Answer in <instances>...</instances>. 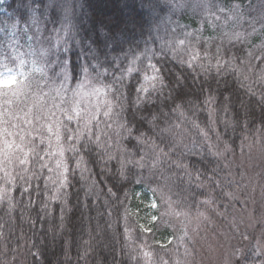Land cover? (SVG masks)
Here are the masks:
<instances>
[{
  "label": "trees",
  "instance_id": "trees-1",
  "mask_svg": "<svg viewBox=\"0 0 264 264\" xmlns=\"http://www.w3.org/2000/svg\"><path fill=\"white\" fill-rule=\"evenodd\" d=\"M22 2L0 5V58L16 42L32 53L23 92L0 94V137L12 121L36 127L0 154V264H147V254H169L193 214L225 219L241 207L234 157L264 148V0H68L79 36L96 40L90 64L79 46L41 60ZM63 2L52 0L37 37L55 35ZM129 15L138 23L116 32L123 44L104 47L100 22ZM194 49L199 58L182 65ZM58 59L74 66L67 81ZM149 64L164 82L143 96ZM150 194L157 209L147 223ZM171 207L179 223L166 218Z\"/></svg>",
  "mask_w": 264,
  "mask_h": 264
},
{
  "label": "rangeland",
  "instance_id": "rangeland-1",
  "mask_svg": "<svg viewBox=\"0 0 264 264\" xmlns=\"http://www.w3.org/2000/svg\"><path fill=\"white\" fill-rule=\"evenodd\" d=\"M13 71L18 73L19 69ZM0 88L8 92V95L0 93L4 97L12 96V90L5 88L3 81H0ZM22 92L20 89L15 96ZM32 111L30 108L29 113ZM3 114L0 112V116ZM34 127L35 119L10 122V135L0 137V154L6 155L16 144L19 146L20 132ZM45 128L51 130V125ZM234 163L239 168L241 166L239 180L241 187L244 186L239 198L244 197L241 207H231L225 219L212 216L206 210L193 214L182 221L183 234L169 254L161 257L147 254V264H168L167 257L171 261L169 264H264V148L249 151L242 157L235 156ZM147 206L149 223L155 218L152 216L157 209V202L151 194ZM225 209L226 206L223 211ZM166 218L179 223L184 217L171 207Z\"/></svg>",
  "mask_w": 264,
  "mask_h": 264
},
{
  "label": "snow or ice",
  "instance_id": "snow-or-ice-1",
  "mask_svg": "<svg viewBox=\"0 0 264 264\" xmlns=\"http://www.w3.org/2000/svg\"><path fill=\"white\" fill-rule=\"evenodd\" d=\"M4 3L5 0H0V5H3ZM51 4H52V0H49V4L45 5L42 10L38 5L32 3L31 0L28 3L22 2V4L20 5V7H23L26 12L30 13V16L27 17L21 16V19L24 21V23L28 25V27L25 30H23L24 35L27 37L28 41L38 39V42L41 44V48L39 49L41 60L48 59L54 53V50L56 54H60L61 50L63 53L66 54L70 52L72 46L81 47L82 52L85 54V60L89 64H90V59H98V53L96 51V48L92 46L93 44L96 43V40L91 41L92 43L90 44H86L85 40L79 36V33L75 29V26L73 25L71 20L72 8L68 0H64L63 4L60 5L62 7L63 16L59 21L60 28L52 29V33H55L54 36L51 33H49L47 36L37 37V33L40 32L39 27H37L36 32H32L33 26L40 25L41 17L47 19V12H48L47 9L48 6ZM4 10L5 8L0 7V11H4ZM37 13H39V15ZM29 21H31V23H29ZM136 23H138V19L131 15L127 17L118 16L115 18H109L100 22L101 28L97 32V34L102 35L104 37V41H105L104 47H107L109 42L117 46H120L123 44V41L117 39L116 32L129 31L131 29L128 26H133ZM122 25H124L125 27L122 28L121 27ZM16 27H17V22L12 23L11 29L13 35H15ZM105 28L108 29L106 33L103 31V29ZM0 31L7 32V29H0ZM45 31H47V29H45ZM29 32H32L31 36L28 35ZM187 35L188 34H185L184 40H177L174 42L173 50H175L177 46L183 47L185 45ZM69 41L72 42L71 46L69 44ZM3 47L4 45L0 43V48ZM9 47L12 48L11 55H3V57L0 58V81H3L4 87L12 90V94L15 95L17 91H19L20 89L26 86L27 80L29 79L30 74L27 71H25V65L27 61L24 59V56L30 55L32 53L31 51H29L28 53L20 52L18 50V42L9 44ZM199 55H200L199 51L194 49L193 53L188 57V59L181 60L180 63L190 68L192 66V62L197 60L199 58ZM48 62L51 63V60L48 59ZM9 63L13 65L12 68L8 67ZM32 63H33V70L35 71L41 70L36 66L35 61H33ZM56 66L61 69V74L63 75L65 81H67L70 78L69 75L70 72L72 73V71H74V66L70 67V61L66 59H58ZM148 67L151 69L152 74L149 75L146 73L143 76V83H141L137 88V93L138 94L142 93L143 96L148 95L150 90H155L159 85H162L164 82V77L160 75V69H158L155 64H149ZM15 68L19 69L18 73L13 71V69ZM127 71L131 73L133 69L129 68ZM83 72L88 73V67H86L85 64L83 67ZM8 73H11V75H9ZM179 80L180 77L177 76V81L179 82ZM95 91L99 92L100 90L97 89ZM0 93H2L3 95H8V92L4 91V89H0ZM143 96L138 95L136 101L137 104L141 102ZM108 114H109L108 112L105 113V115ZM131 131L133 130L129 129V132ZM137 139L139 140L140 137H137Z\"/></svg>",
  "mask_w": 264,
  "mask_h": 264
}]
</instances>
